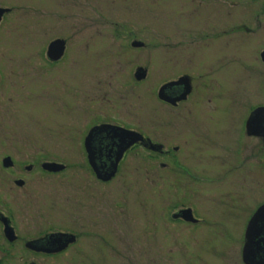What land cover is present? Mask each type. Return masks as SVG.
Returning a JSON list of instances; mask_svg holds the SVG:
<instances>
[{
  "label": "flooded vegetation",
  "instance_id": "flooded-vegetation-1",
  "mask_svg": "<svg viewBox=\"0 0 264 264\" xmlns=\"http://www.w3.org/2000/svg\"><path fill=\"white\" fill-rule=\"evenodd\" d=\"M151 4L146 7L149 13L157 11ZM160 4L157 17L161 46L152 49L132 33L131 47L142 56L126 81L129 87L131 83L155 86L157 97L159 89L170 84L175 85L167 94L173 98L189 87L186 98L172 104L158 97L165 110L159 115L157 130L134 114L118 117L95 112L96 117L82 128L84 159L78 165L86 176L75 190L56 191L54 184L69 171V163L48 155L26 161L6 155L11 165L5 167L6 157L2 160L1 172L9 176L1 177L0 182V230L4 237L0 264L6 260L15 264H247V258L264 262L263 217L256 225L257 232L248 235L249 222L264 205L263 199L248 217L245 192L232 191L234 185L218 193L195 189L196 185L220 178V173L212 171L214 165L219 171H241L233 177L240 181V189L247 178L257 181L264 177V0H179ZM144 21L148 36L152 24L146 18ZM133 42L142 46L135 47ZM49 45L30 56L0 53V108L4 107L6 117L27 114L39 120V114L44 119L55 115L58 102L52 96V84L55 77L68 73L70 54L65 41L63 55L51 59ZM62 62L66 63L64 67ZM140 69L145 71L141 80L137 78ZM233 73H238L235 78H242L239 92L232 89ZM35 123L34 131L28 133L29 128L20 136L28 133L40 139V133L49 135L53 129L45 126L47 132H41L40 122ZM101 126L142 136L124 152L116 175L108 181L97 176L86 148L90 132ZM12 133L8 137L13 138L7 141H18ZM54 136H43V140L52 142ZM90 142L96 151L94 164L109 168L119 139L102 132ZM54 148L44 144V151ZM139 149L149 156L141 161L149 168L144 183L156 182L149 174L158 168L160 175L154 178L165 186L169 179L165 171L172 167L176 181L191 184V190L147 191L137 197L129 194L122 201L118 192L103 191L119 177L128 180L121 174L133 166L130 156ZM202 157L213 164L204 165ZM48 163L64 168L51 171L45 168ZM205 200H217L219 208L242 213L245 222L233 225L231 230H217L218 225L206 223L213 207L205 206ZM2 218H7L14 229L13 241L4 234Z\"/></svg>",
  "mask_w": 264,
  "mask_h": 264
},
{
  "label": "rangeland",
  "instance_id": "rangeland-1",
  "mask_svg": "<svg viewBox=\"0 0 264 264\" xmlns=\"http://www.w3.org/2000/svg\"><path fill=\"white\" fill-rule=\"evenodd\" d=\"M178 1L0 0V7L11 9L0 24V53L3 51L13 55L29 54L30 56L35 52L41 53L50 42L62 39L66 41L70 54V62L66 67L68 73L55 77L52 84V96L57 100L58 108L51 119H44L41 114L38 116L39 120L36 118L33 120L31 115L27 116V114H20L10 119L6 117L4 107L1 106L0 182L1 177L9 176L1 172L2 160L6 155H10L13 160L21 161L48 155L70 165L69 171L61 175L63 179L54 180L56 191L75 190L86 176L84 168L78 165L84 159L82 128L91 118L96 117L95 112L114 113L118 117L134 114L141 122L146 121L150 125L153 124L156 130L159 128L157 121L160 113L165 109L159 103L156 94L158 88L143 84H133V86L132 83L129 87L126 81L128 73L139 63L142 56L139 55L141 52L132 49L131 43L134 38L131 34H137L138 40L146 41L152 49H159L161 46L160 18L157 16L160 15V10L157 6L160 3H178ZM149 3H152V9H157V11L147 12L146 7ZM137 5H140V8ZM145 18L152 24L151 33L148 36L145 34L147 32ZM233 47H235L234 44ZM153 53L158 52L153 50ZM64 64L66 63H61L62 67ZM237 75L238 73L232 75V89L239 92L242 78L240 76L235 78ZM28 80L30 81L31 78L29 77ZM66 103L69 109L66 108ZM68 110L69 129L68 118H66ZM81 120H83L82 124ZM35 121L40 122L41 132H47L43 128L45 126L47 129L53 127L49 135L40 133V139H37L35 135H27L34 131ZM23 131L28 133L20 136L24 133ZM11 132L18 137V141H7L8 138L9 140L13 138L12 135L8 137ZM51 134H55L52 142L48 138L43 140V136L49 137ZM49 143L54 145V151H44V144ZM135 154L129 159L133 166L129 168V171L124 170L121 174L123 177H128V180L119 177L115 183L103 191L116 194L118 192L122 201V197L127 198L129 194L137 197L139 193L147 191L175 193L191 190V184L182 185L176 181L172 167L165 171L169 177L165 186L155 179L156 177L154 178L160 175L158 168H153L155 170L149 174L151 180L156 182L144 183V177L147 174L145 172L149 168L145 167L141 161L149 159V156L140 149ZM201 159L204 160V165L213 164L205 162L207 157ZM211 167H213V173H220V178L196 185L197 191L218 193L225 191L227 185H234L231 188L232 191L245 192L244 208L247 207L248 217L256 208V203L261 199L264 201V177H258L257 181L247 178L240 189L238 186L240 181L233 177L239 175L241 171L227 170L226 172L225 169L219 171L215 165ZM205 201H207L205 206L213 207L211 212H208L206 223L218 225L217 230H231L233 225L245 222L246 216L242 213L228 212L219 208L217 200ZM231 233L233 234L234 231ZM3 238L2 230H0V244ZM2 264L15 263H9L6 260Z\"/></svg>",
  "mask_w": 264,
  "mask_h": 264
},
{
  "label": "water",
  "instance_id": "water-1",
  "mask_svg": "<svg viewBox=\"0 0 264 264\" xmlns=\"http://www.w3.org/2000/svg\"><path fill=\"white\" fill-rule=\"evenodd\" d=\"M10 11H11V9H9V8L0 7V24L2 22L4 15L8 14ZM132 45L135 47L142 46V44H140L138 42H133ZM64 50H65V41L62 39H56V40L52 41L49 45V48H48L49 57L51 59L58 60L63 55ZM144 73H145L144 70H142V69L138 70L137 78L139 80L144 78ZM173 85H175V84H170L168 86L161 87L159 89V92H158L159 99L168 101L172 104H176L177 101L185 99L187 94L189 93L190 88L186 87L184 89L183 94H181L179 97L173 98L171 96H168V94H167V90ZM102 132H110L115 138L119 139V145L117 146V150L115 152L114 162L112 163V165L109 168H103V167L96 166V164H94V161H93L95 159L94 155H95L96 151L92 147L90 141L94 136H96L97 134H100ZM141 140H142V136L139 135L138 133L132 132V131H126L122 128L113 127V126H101V127L94 128L90 132V134L87 138L86 148H87V151L89 153V158L92 162V166H93L97 176L104 181H108L111 178H113L116 175L118 164H119L120 160L122 159L124 152L128 148H130L132 145H134L135 143H137ZM10 165H11V158L6 157L4 159V166L9 167ZM45 168L48 170H51V171H59V170L63 169L64 166L61 164H56V163H48V164H45ZM262 217L264 218V205H262L257 210V212L254 214V216L250 220V222H249L250 228L248 230V235L251 236L257 232L256 225L258 223L262 222ZM2 221L4 223V234H5L6 238L10 241H13L14 239H16L15 234H14V229L10 226L7 218H2ZM251 245H252V237L249 238L248 247L250 248ZM246 260H247V264H264V262H261V261L256 262L255 260L253 261L249 258H247Z\"/></svg>",
  "mask_w": 264,
  "mask_h": 264
}]
</instances>
